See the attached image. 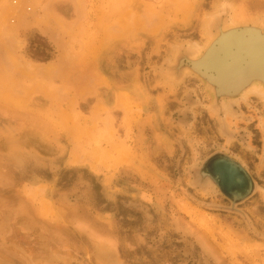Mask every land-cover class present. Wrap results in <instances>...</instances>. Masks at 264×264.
Returning a JSON list of instances; mask_svg holds the SVG:
<instances>
[{"label":"rangeland","instance_id":"374dc122","mask_svg":"<svg viewBox=\"0 0 264 264\" xmlns=\"http://www.w3.org/2000/svg\"><path fill=\"white\" fill-rule=\"evenodd\" d=\"M261 48L264 0H0V264H264Z\"/></svg>","mask_w":264,"mask_h":264},{"label":"bare ground","instance_id":"6f19581e","mask_svg":"<svg viewBox=\"0 0 264 264\" xmlns=\"http://www.w3.org/2000/svg\"><path fill=\"white\" fill-rule=\"evenodd\" d=\"M51 23V22H50ZM124 26H125V24H124ZM237 49V51L235 52V54H230L228 57H227V55H225V57H224V61H223V68L225 69V71H226V73H228V74H230V75H232V76H239L240 75V70L238 69V67H239V64H240V57H241V52H242V54L243 53H248V54H250V53H253L256 49H259V47H256L255 45H254V43H248V42H242L241 44H240V48L238 47V48H236ZM262 49V51L260 52V55L261 54H263L264 53V50H263V48H261ZM229 53V52H228ZM227 52H226V54H228ZM245 56H246V54H245ZM232 57V58H231ZM256 59V58H255ZM254 61V60H253ZM261 61V60H260ZM248 63V62H247ZM256 63V62H255ZM36 66H30V65H28V66H26L25 67V69H24V71L26 72V73H28V74H31V75H37V73H39V71H41V70H46V72L45 73H51L52 72V66H46L45 67V65L43 66V65H37V64H35ZM244 65V64H243ZM262 66V65H261ZM255 69H260V66H257ZM261 69H263V68H261ZM44 71H43V73H44ZM251 71H253V70H249L248 72H251ZM40 74H41V72H40ZM39 74V75H40ZM251 74V73H250ZM42 75V74H41ZM45 75V74H44ZM248 80V79H247ZM240 82V81H239ZM237 83V82H236ZM3 93V97L4 96H6V100L8 99V97H9V95H10V92L9 91H6V92H2ZM218 179H219V177H218ZM220 180V179H219ZM222 184V183H221ZM234 190V189H233ZM236 191V190H235ZM242 191V190H241Z\"/></svg>","mask_w":264,"mask_h":264},{"label":"trees","instance_id":"16d2710c","mask_svg":"<svg viewBox=\"0 0 264 264\" xmlns=\"http://www.w3.org/2000/svg\"><path fill=\"white\" fill-rule=\"evenodd\" d=\"M52 58L50 55H46L45 57L41 58V61H49Z\"/></svg>","mask_w":264,"mask_h":264},{"label":"water","instance_id":"95a60500","mask_svg":"<svg viewBox=\"0 0 264 264\" xmlns=\"http://www.w3.org/2000/svg\"><path fill=\"white\" fill-rule=\"evenodd\" d=\"M219 173L221 174V175L219 174V177L223 180V178H222V177H223V176H222V173H221V172H219ZM224 185H225V187H227L228 189H232V187L229 186L228 182L225 183Z\"/></svg>","mask_w":264,"mask_h":264}]
</instances>
